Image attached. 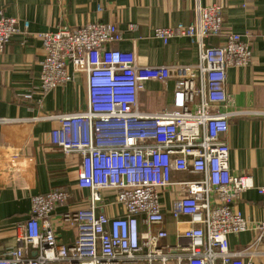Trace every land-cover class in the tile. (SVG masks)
Segmentation results:
<instances>
[{
    "label": "built area",
    "instance_id": "obj_1",
    "mask_svg": "<svg viewBox=\"0 0 264 264\" xmlns=\"http://www.w3.org/2000/svg\"><path fill=\"white\" fill-rule=\"evenodd\" d=\"M19 31L16 17L0 13V62ZM153 35L163 41L189 38L199 51L197 61L145 64L134 51L115 47L123 36L111 22L37 33L43 51L40 83L26 99L39 93L40 102L76 73L86 76L85 109L50 112L42 119L53 123L49 144L79 156L77 186L88 194L63 213V222L76 231L67 245L51 229L50 217L70 196L64 189L34 194L31 216L18 224L16 245L0 264H252L243 260V251L230 248L228 236L252 228L258 231L255 242L264 237V221L251 224L236 206L248 189L264 200V183L230 172L223 138L231 113L223 108L226 71L247 65L251 50L239 34L225 29L219 4L197 7L188 24L157 27ZM215 36L219 45L206 42ZM168 80L174 87L169 106L143 109L144 82ZM105 190L115 194L111 213L98 210Z\"/></svg>",
    "mask_w": 264,
    "mask_h": 264
},
{
    "label": "crops",
    "instance_id": "obj_2",
    "mask_svg": "<svg viewBox=\"0 0 264 264\" xmlns=\"http://www.w3.org/2000/svg\"><path fill=\"white\" fill-rule=\"evenodd\" d=\"M211 4L222 6L225 29L239 34L251 50L247 65L228 67L226 71L227 99L223 108L231 113L223 138L229 147V169L235 175L248 173L255 185H263L264 0H0V13L20 21V31L10 38L0 62V258L16 245L17 226L31 216L34 194L64 189L70 196L67 205L56 206L50 217L51 229L66 245L74 241L76 231L63 222V213L88 194L77 186L79 156L65 155L52 147L49 132L53 123L42 119L50 112L85 109L86 76L76 73L73 81L41 95L40 102L39 93L26 99L24 95L40 83L43 51L37 33L53 32L65 25L75 28L111 22L123 36L115 47L134 51L145 64H189L198 59L194 42L184 36L163 41L153 35V30L188 24L195 18L197 7ZM130 25L134 28L129 29ZM206 42L215 46L221 39L215 36ZM143 87L139 94L143 109L155 111L169 106L173 80L146 81ZM239 111L245 112L236 114ZM16 152L20 154L15 159L12 154ZM102 195L98 210L113 212L115 194L105 190ZM236 206L251 224L264 221V200L256 190H246ZM168 221L171 241L169 216ZM257 235L252 228L230 234L228 244L232 250L244 252L243 260L264 264V237L255 242ZM35 256V250H30L29 257Z\"/></svg>",
    "mask_w": 264,
    "mask_h": 264
}]
</instances>
